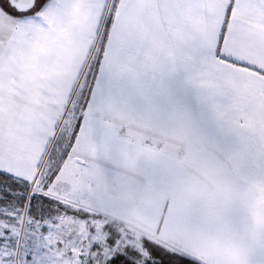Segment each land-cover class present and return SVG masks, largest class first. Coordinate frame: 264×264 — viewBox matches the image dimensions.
I'll list each match as a JSON object with an SVG mask.
<instances>
[{
    "label": "snow or ice",
    "instance_id": "obj_1",
    "mask_svg": "<svg viewBox=\"0 0 264 264\" xmlns=\"http://www.w3.org/2000/svg\"><path fill=\"white\" fill-rule=\"evenodd\" d=\"M0 264H264V0H0Z\"/></svg>",
    "mask_w": 264,
    "mask_h": 264
}]
</instances>
